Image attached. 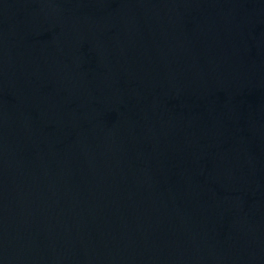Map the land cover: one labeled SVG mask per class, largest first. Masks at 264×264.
Returning <instances> with one entry per match:
<instances>
[{
  "label": "water",
  "instance_id": "95a60500",
  "mask_svg": "<svg viewBox=\"0 0 264 264\" xmlns=\"http://www.w3.org/2000/svg\"><path fill=\"white\" fill-rule=\"evenodd\" d=\"M0 264H264V0H0Z\"/></svg>",
  "mask_w": 264,
  "mask_h": 264
}]
</instances>
